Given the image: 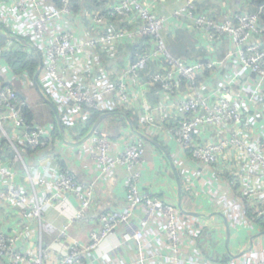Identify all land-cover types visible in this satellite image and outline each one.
<instances>
[{"label": "built area", "instance_id": "built-area-1", "mask_svg": "<svg viewBox=\"0 0 264 264\" xmlns=\"http://www.w3.org/2000/svg\"><path fill=\"white\" fill-rule=\"evenodd\" d=\"M196 1L184 0L172 15L204 40L207 55L193 63L168 52L163 34L170 23L144 0H115L83 12L74 10L75 0L0 3V36L38 59L33 77L12 75L11 82L35 88L63 132L84 128L94 113L124 117L130 128L137 121L139 128L114 139L93 130L81 139L90 172L107 181L117 168L128 173L124 210L95 213L93 189L75 174L30 175L23 153L30 148L43 156L60 128L29 125L18 93L0 82V138L23 164L28 184L19 185L17 172L0 162L6 203L0 223L13 216L11 232L0 230V264H264V5L250 12L251 0H232L235 12L216 20ZM119 46L135 48L128 54L133 60L117 65ZM11 48H0L3 80L1 52ZM146 138L163 139L173 167L196 166L176 175L190 201L208 199L211 215H184L138 189L132 170L143 162ZM51 210L65 223L46 245L42 234L54 231L45 221ZM219 215L230 234L246 231L248 245L228 248L214 261L200 239ZM79 226L88 229L86 242L70 235ZM111 238L116 244L101 251ZM130 243L134 253H123Z\"/></svg>", "mask_w": 264, "mask_h": 264}, {"label": "crops", "instance_id": "crops-1", "mask_svg": "<svg viewBox=\"0 0 264 264\" xmlns=\"http://www.w3.org/2000/svg\"><path fill=\"white\" fill-rule=\"evenodd\" d=\"M13 1L14 0H0V3H4L10 7L12 6ZM113 1L115 0H76V2H74V10L83 12L93 11L98 8L104 9V3ZM144 1L151 5L152 11L155 15L167 19V21L170 23L169 30L164 31L163 34L167 47L170 46L173 40L178 39L179 34H182V42L187 49V56L181 58L178 57L177 59L183 60L187 63H193L197 60L205 58L207 51L205 50V43L201 36L195 31L190 30L187 22L184 21L177 23L172 18L173 13L183 5L184 0ZM196 5L200 12L208 13L216 20L220 19V14L225 12L233 13L236 10L232 0H197ZM119 47V53L118 56H116L117 65H124L126 61L133 60V55L131 57L128 56V54H134L136 51L135 48H127L124 46ZM107 69L108 71H111L110 67ZM2 70V73L5 77L4 80L11 82L12 75H10V70L6 64H3ZM11 83L14 89L24 93V99L29 103L30 109L32 111H38V115L36 119L32 121V125L50 124L56 125V127H58L53 110L41 98L35 88H32V86L21 85L16 82ZM39 99L41 100L40 102L38 101ZM40 114L45 116L43 121L40 117ZM93 130L104 133L113 139L119 138L123 133L131 134L133 130H138L139 132L137 121L134 122V125L132 124V128H130L124 117L110 116L103 119H97L95 123L88 126L85 124L84 128L83 126H77L72 130L65 132L60 129L59 136L57 137L58 139H56V141L53 143V146H51L49 151L44 153L43 156L39 154L34 156L32 153L28 152L23 153L25 155V161L30 163L29 173L34 178H48L57 171H61L63 169L67 170L75 174L83 183L93 189V212L99 213L109 210L123 211L125 182L126 177L128 176L126 170L117 168L113 178L107 181L101 177L99 171L96 169L93 168L92 172H90L83 160L80 141L85 135L90 134ZM149 140L152 142L145 140V154L143 162L132 170L133 173L138 174V179L136 181L138 189L144 193L155 194L156 197L162 201L176 207H178V201L180 200L183 209L189 213H197L199 210L210 213L211 210L208 208V199L206 197H199L198 201H190V197H187L184 191H181L180 198L178 195V185L175 174L180 175L182 169L188 172H193L194 170H197L196 166L189 163H184L181 166H174L173 170L172 166L163 153V139L160 140L155 138ZM0 162L2 165L17 172L16 181L19 185L23 187L28 186L26 180L27 174L23 170V164L21 161L14 160V153L8 147H1V145ZM186 174L188 175V173ZM4 196L5 191L0 185V210H3L6 206ZM45 221L54 227L53 233L42 234V241L47 245L55 239L57 230L65 223V220L61 218V216H59L55 211L51 210L46 214ZM12 222L13 216L9 215L8 217H5V220L0 223V230L7 233L11 232L9 226ZM219 226L223 236L221 240V249L216 253H218V257H221V255L226 254L228 248L231 249L234 246L240 244L239 239L241 236H245L246 231L242 229L237 230L236 232L232 231L229 242L226 244L225 227L222 221ZM87 231V227L79 226L78 228L72 229L70 235L72 238L86 242ZM233 233L236 234L233 235ZM237 235H239V238ZM232 239H234V243L231 242ZM116 242L117 241L115 238L109 239L108 241L104 242L101 247V251H106L115 245ZM230 243L232 244V247L229 246ZM206 252L207 251H203V253ZM123 253H134L133 243H130L128 247H124Z\"/></svg>", "mask_w": 264, "mask_h": 264}, {"label": "trees", "instance_id": "trees-1", "mask_svg": "<svg viewBox=\"0 0 264 264\" xmlns=\"http://www.w3.org/2000/svg\"><path fill=\"white\" fill-rule=\"evenodd\" d=\"M250 2H251L250 12H254L256 8H259L264 5V0H251ZM7 45H10L12 48L5 49L4 51H2L1 57H2L4 64H6L8 69L10 70L11 75L19 76V77H22V75H27L29 78L33 77L34 72L38 66V59L36 58V56L28 52L27 50H23L22 48H14L12 46V42H8L7 39L0 36V48H3ZM168 48L174 56L169 51L168 52L175 58H178V57L181 58V57L187 56V49L185 48L184 43L182 42V34L178 35V39L173 40L170 46L167 47V50ZM0 82L2 84L13 87L12 83L6 82L5 80H3L1 76H0ZM15 91L18 93L17 99L21 102L23 101V103L25 104V106L22 107V112L25 116L26 122L29 125H31L32 121L36 119L38 115V111H32L30 109L29 103L24 100V97H25L24 93H22L21 91L17 89H15ZM100 116H101L100 114L94 113L92 115V118L87 122V126L95 123ZM40 117L42 118V121L45 118V116H43L42 114H40ZM58 134H59L58 132L54 133L55 136L54 135L53 136L57 137ZM0 141H1L0 142L1 147L9 146L5 139H1ZM27 152L32 153V150L30 148H27Z\"/></svg>", "mask_w": 264, "mask_h": 264}, {"label": "rangeland", "instance_id": "rangeland-1", "mask_svg": "<svg viewBox=\"0 0 264 264\" xmlns=\"http://www.w3.org/2000/svg\"><path fill=\"white\" fill-rule=\"evenodd\" d=\"M168 51L170 52L169 48ZM38 101L40 102L41 100L39 99ZM197 214L199 215L201 214L202 216H206V217L211 215V213H206L203 210H199ZM209 221L211 227L206 228L205 231L203 232L200 239V247L203 251H207L206 253H203L205 256H208L214 261H220V257H218V253L216 252H219V250L221 249L222 233L219 225L221 224L222 220L220 217L213 216L212 218L209 219ZM244 238H246V240H244ZM231 242L234 243V239H232ZM239 242L240 244H243L245 247H247L248 245L247 237L245 236H241ZM229 246L232 247V244L230 243Z\"/></svg>", "mask_w": 264, "mask_h": 264}, {"label": "water", "instance_id": "water-1", "mask_svg": "<svg viewBox=\"0 0 264 264\" xmlns=\"http://www.w3.org/2000/svg\"><path fill=\"white\" fill-rule=\"evenodd\" d=\"M0 35H1V34H0ZM37 75H38V73H36V75L34 76V79H33V81H34V86H35L36 88H38V86H37ZM48 105H49L50 108L53 110L52 105H51V104H48ZM53 111H54V110H53ZM105 117H107V116L103 115V116H101L99 119H103V118H105ZM57 123H58L59 128L61 129L62 126H61L60 121H59L58 119H57ZM146 140L152 142L151 140H149V139H147V138H146ZM171 166H172V169L174 170L173 165H171ZM175 178H176V182H177V185H178V195H179V198H180V195H181V188H180V183H179L178 176H177L176 174H175ZM67 198H68V200L70 201V203H71L73 206H75V207L77 206L76 202L74 201V199H73L71 196H67ZM178 209H179L184 215H188V216H199L198 214H195V213H188V212L183 211V209H182V207H181L180 200L178 201ZM219 217L222 219V221H223V225H224V227H225L226 244H227V243L229 242V239H230V229H229V226H228V223H227L226 219H224L221 215H219Z\"/></svg>", "mask_w": 264, "mask_h": 264}]
</instances>
